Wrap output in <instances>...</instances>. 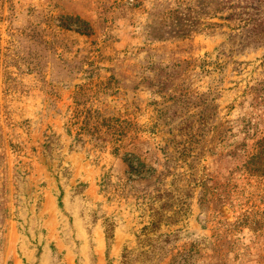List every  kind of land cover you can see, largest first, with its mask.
<instances>
[{
  "label": "rangeland",
  "instance_id": "obj_1",
  "mask_svg": "<svg viewBox=\"0 0 264 264\" xmlns=\"http://www.w3.org/2000/svg\"><path fill=\"white\" fill-rule=\"evenodd\" d=\"M0 264H264V0H0Z\"/></svg>",
  "mask_w": 264,
  "mask_h": 264
}]
</instances>
